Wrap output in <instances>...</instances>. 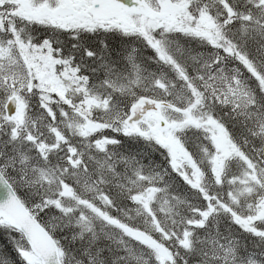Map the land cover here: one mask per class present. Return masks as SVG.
Returning a JSON list of instances; mask_svg holds the SVG:
<instances>
[{
	"label": "snow or ice",
	"instance_id": "snow-or-ice-1",
	"mask_svg": "<svg viewBox=\"0 0 264 264\" xmlns=\"http://www.w3.org/2000/svg\"><path fill=\"white\" fill-rule=\"evenodd\" d=\"M0 264H264V0H0Z\"/></svg>",
	"mask_w": 264,
	"mask_h": 264
}]
</instances>
